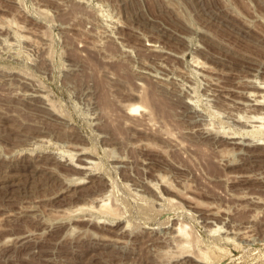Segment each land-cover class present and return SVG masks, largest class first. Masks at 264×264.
<instances>
[{
    "label": "rangeland",
    "instance_id": "1",
    "mask_svg": "<svg viewBox=\"0 0 264 264\" xmlns=\"http://www.w3.org/2000/svg\"><path fill=\"white\" fill-rule=\"evenodd\" d=\"M248 83L264 0H0V264H264L263 151L203 133H246Z\"/></svg>",
    "mask_w": 264,
    "mask_h": 264
},
{
    "label": "bare ground",
    "instance_id": "2",
    "mask_svg": "<svg viewBox=\"0 0 264 264\" xmlns=\"http://www.w3.org/2000/svg\"><path fill=\"white\" fill-rule=\"evenodd\" d=\"M167 32V31H166ZM105 35V34H104ZM176 36V35H175ZM175 36H173V37H175ZM2 37V36H1ZM171 37V36H170ZM169 37V38H170ZM106 38V37H105ZM178 38V37H177ZM106 40V39H105ZM170 40V39H169ZM151 51V50H150ZM171 55V54H170ZM169 57V56H168ZM171 57V56H170ZM207 64H205V66H206ZM209 66V65H208ZM207 66V67H208ZM210 67H211V65H210ZM207 70H209V68L207 69ZM248 77V76H247ZM251 79V78H250ZM239 80H240V78H239ZM248 82V81H247ZM213 83V82H212ZM214 83H216V82H214ZM250 83H252V82H250ZM250 83H248V89L247 90H245L244 89V91H243V93H245L246 94V100H244V101H242V100H236V102H239V103H243V104H245V105H247L248 106V109L251 111V112H253L252 114H249V116H248V120H243V119H245V118H243L242 119V114H241V116L240 115H238L236 118H235V121H236V123L237 124H242V125H245L246 127H248V129H246V128H242V131L244 130L246 133L245 134H237V133H232V132H230L229 134H211V132L209 133V131L207 130H205L203 133H204V135H206V137L208 138V139H210L212 142H214V143H216V144H218V143H225V144H231V145H233V146H236V147H238V146H240L241 147V149L242 150H245V149H248V150H246V151H248L247 152V154H250V153H253L254 151H256L257 149H259V150H261V151H263V153L262 154H264V86L261 84V85H258V84H250ZM2 84V83H1ZM4 84V83H3ZM243 85H245V84H243ZM214 86V85H213ZM214 88V87H213ZM216 91L218 90L217 89V87L216 88H214ZM235 89V88H234ZM233 89V90H234ZM223 90V89H222ZM237 90V92H238V89H236ZM239 91H241L242 92V90H239ZM35 93V92H34ZM227 93V92H226ZM225 92L223 93V92H221V93H219V92H217L216 94H219V96L220 95H223L224 97H227L225 94H226ZM29 94V93H28ZM36 95V94H35ZM30 96V95H29ZM39 96V95H38ZM40 99H41V97H39ZM229 98V97H228ZM32 100V99H31ZM34 101V100H33ZM189 102V101H188ZM44 106L45 107H47L48 106V103L47 102H45L44 101ZM39 105V104H38ZM42 105V104H41ZM232 105V104H231ZM141 107H143V108H141ZM141 108V109H140ZM129 113H132V112H134L135 110H143L144 112H145V114H147L148 115V120H153V117H152V115H151V112H150V110H148V108H147V106L145 105V104H143V105H138V104H132V105H130L129 106ZM250 113V112H249ZM128 114V113H127ZM146 115V116H147ZM235 115V114H234ZM246 117V116H245ZM147 122V121H146ZM234 123V122H233ZM149 124H151V123H149ZM241 126V125H240ZM235 127H236V124H235ZM243 127V126H242ZM240 128V127H239ZM169 131V130H168ZM185 131V130H184ZM186 131H188V130H186ZM243 131V132H244ZM191 132V131H190ZM189 132V133H190ZM169 137V136H168ZM176 138V137H175ZM171 139V138H169L170 140H172V143L171 144H173L174 143V145L176 144V145H178V147L180 146V141L178 140V139ZM181 139V138H180ZM221 145V144H220ZM239 148V147H238ZM240 149V148H239ZM261 151H259V153H256V154H260V152ZM240 152V151H239ZM244 152V151H243ZM254 154H255V152H254ZM261 154V155H262ZM83 158V157H82ZM87 159V158H86ZM90 161V160H89ZM77 164V163H76ZM36 166V165H35ZM38 166V165H37ZM88 163L86 164V163H79V165H76L75 167L77 168V169H80V170H85V169H88ZM32 167H33V165H32ZM38 167H40V166H38ZM34 169H36V168H34ZM39 170V169H38ZM37 170V171H38ZM6 174V173H5ZM8 174V173H7ZM2 180H3V176L2 177H0ZM80 180H81V178H80ZM1 181V180H0ZM4 181H2V183H3ZM8 182V181H7ZM104 182V181H103ZM1 183V182H0ZM8 184V183H7ZM6 184V185H7ZM152 184V183H151ZM5 184H2V186L1 187H4V189H6V185L4 186ZM9 185H11V187H12V184H9ZM8 187V186H7ZM15 187V186H14ZM106 187V186H105ZM18 188V187H17ZM153 188V187H152ZM11 189H13V187L11 188ZM10 189V190H11ZM155 189V188H154ZM7 190V189H6ZM8 190H9V188H8ZM9 190V191H10ZM101 190V189H100ZM1 191V190H0ZM14 191V190H13ZM10 193V192H9ZM11 193H13V192H11ZM10 193V194H11ZM14 193H17L18 195H20L18 192H14ZM25 194V193H24ZM14 195H16V194H14ZM13 195V196H14ZM160 195V194H159ZM12 196V195H11ZM10 196V197H11ZM17 196V195H16ZM7 197H9V196H7ZM18 197V196H17ZM26 197V196H25ZM15 198V197H14ZM20 198V197H19ZM98 198V197H97ZM104 198V197H103ZM6 199H10V198H6ZM16 199V198H15ZM100 199V198H99ZM98 199V200H99ZM173 199V198H172ZM11 200V199H10ZM14 200V199H13ZM13 200H11V201H13ZM22 200V199H21ZM174 200V199H173ZM18 201H19V199H18ZM24 201V200H23ZM3 202V201H2ZM9 202V201H8ZM11 203V202H10ZM9 203V204H10ZM16 203H19V202H16ZM13 204H15V201H14V203ZM20 204H21V202H20ZM23 204V203H22ZM19 205V209H22V208H24V207H27V206H23V205ZM94 204V203H93ZM92 204V205H93ZM25 205V204H24ZM5 206V205H4ZM13 206V205H12ZM11 204H10V206L8 207V206H6L8 209H5V211L6 212H4V213H6V215H7V213L8 214H12L13 212H15V210H14V207H13V210L11 209ZM18 206V204L16 205V207ZM5 207V208H6ZM99 207H101V208H105V207H108L107 206V202H105V201H102L101 203H99ZM2 208H4V207H2ZM80 208V207H79ZM111 210H112V208H113V206L112 207H109ZM16 209V208H15ZM27 209H28V207H27ZM26 209V210H27ZM11 210L13 211V212H11ZM25 210V209H24ZM72 210V209H71ZM17 212L19 211V212H21L20 210H16ZM73 211V210H72ZM115 211H117V210H115ZM23 212V211H22ZM25 212V211H24ZM27 212V211H26ZM110 212V211H109ZM209 217V216H208ZM207 221H209L208 219H207ZM209 223V222H208ZM207 223V224H208ZM118 226V225H117ZM116 226V227H117ZM116 227H113L112 226V228H110V229H112V230H114L115 231V233H117L118 234V232H120L119 230L121 229V231H122V229H123V226H122V228H120L119 230L116 228ZM120 227V226H119ZM150 227V226H149ZM182 227V226H181ZM181 227L179 228H177V226H176V228L174 229L175 230V232H174V236H173V234L172 235H169V236H172V237H174L173 239H170V241H172L173 240V242H175V245H179L180 247L181 246H183V247H185L189 242H191V240L190 239H188V238H186V237H184V235L181 233L182 231H181ZM184 227V226H183ZM125 228V227H124ZM214 229V228H213ZM146 230V229H145ZM155 230V229H154ZM169 231V230H168ZM171 231V230H170ZM184 231V230H183ZM146 232V231H145ZM156 232V231H155ZM167 232V231H166ZM186 232H187V230H186ZM185 232V233H186ZM122 233V232H121ZM170 233V232H169ZM120 234V233H119ZM143 234V233H142ZM142 234H140L141 236L140 237H137L138 238V241L139 242H141V244L143 245L144 243H146L147 245H152V244H154V243H156V242H167V241H165L164 239H162V238H159V237H156L154 234H153V231L151 230V231H148V232H146L144 235H142ZM156 234V233H155ZM165 234V233H164ZM123 235V234H122ZM188 236H189V234H187ZM27 236V235H26ZM166 236V235H165ZM164 237V236H163ZM190 237V236H189ZM30 238V237H29ZM116 238H118V237H116ZM169 238V237H168ZM171 238V237H170ZM191 238V237H190ZM28 240V239H27ZM137 240V239H136ZM167 240V239H166ZM30 241V240H29ZM172 242V243H173ZM168 243V242H167ZM195 244V243H194ZM159 245V244H158ZM193 248V247H192ZM200 248V247H199ZM198 248V249H199ZM170 250H172V249H169V251ZM161 251V250H160ZM182 251V250H181ZM200 251H202V250H200ZM206 251V250H205ZM177 252V251H176ZM203 252H204V249H203ZM154 253V252H153ZM156 253V252H155ZM175 253V252H174ZM199 253V252H198ZM197 252H195V251H188V252H186V253H184L182 256H181V258H183L182 259V261L179 263V264H201L202 263V259L200 258V255L198 254ZM201 253V252H200ZM205 253V252H204ZM207 253V252H206ZM177 255V254H176ZM206 255V254H205ZM202 257V256H201ZM208 257V256H207ZM210 257V256H209ZM157 258V257H156ZM162 258V257H161ZM206 259V258H205ZM155 260V259H154ZM204 260V259H203ZM208 259H206L205 261H207ZM158 261V260H157ZM210 261V260H209ZM170 262V261H169ZM179 262V261H178ZM208 262V261H207ZM210 263V262H209ZM217 263V262H216ZM155 264H167V262H156ZM176 264V263H175Z\"/></svg>",
    "mask_w": 264,
    "mask_h": 264
}]
</instances>
